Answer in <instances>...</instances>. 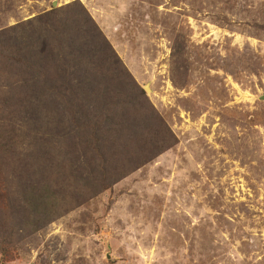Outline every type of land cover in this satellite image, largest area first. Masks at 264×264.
I'll use <instances>...</instances> for the list:
<instances>
[{
	"label": "rangeland",
	"instance_id": "1",
	"mask_svg": "<svg viewBox=\"0 0 264 264\" xmlns=\"http://www.w3.org/2000/svg\"><path fill=\"white\" fill-rule=\"evenodd\" d=\"M0 264H264V0H0Z\"/></svg>",
	"mask_w": 264,
	"mask_h": 264
},
{
	"label": "trees",
	"instance_id": "2",
	"mask_svg": "<svg viewBox=\"0 0 264 264\" xmlns=\"http://www.w3.org/2000/svg\"><path fill=\"white\" fill-rule=\"evenodd\" d=\"M75 23H76V25H78L77 22H75ZM72 24L74 25V22ZM56 31H57V29H56ZM46 48H47L46 43H44V49L46 50ZM103 73H105V71H103ZM114 89L120 91V89H117V88H114ZM141 95H142V92H141ZM130 102H131V100H130ZM120 103L123 104V100H120L119 98L112 97L110 99H104V102L102 104V106H103L102 109H105V110H107L109 112H111V111L115 112L117 107L120 106ZM111 109H114V110H111ZM151 114L152 115L155 114L154 110L152 108H151ZM110 115H112V114L108 113V114L102 115L103 126H102V128L97 130V133H94V135L96 134V136H94L93 141H91V136L92 135H90L88 137H85V138H81V142H82L84 148L87 149V150H89V148H91V149L93 148L94 154H92V156H94L95 158L99 159L103 163V166H104V164L106 162V159H107L106 155L103 154V153H105V152L108 153L106 151L107 147H105V151L102 150V148H101V147H103L106 144L105 143L106 142L105 133H108V132L111 133L112 136L118 138V142L121 141L124 144H127L129 142V140L131 139V136H128V137L124 136L123 138L125 140H122V138H121V133H122V131L124 129L125 124L127 123V119H126V121H124V126L117 128L115 125L112 126V124H113V123H111L112 117ZM128 126L129 127H127V128L132 130L131 125L128 124ZM97 135L101 136V140L97 138ZM111 143H113V142H111ZM145 143L147 144L146 140H145ZM151 144L152 145H156V146H160L159 143H154V141ZM110 147H111V145H110ZM103 166L101 167V169L103 168ZM100 176H101L100 180H102V185H104V181H105V179H107L106 171L103 172Z\"/></svg>",
	"mask_w": 264,
	"mask_h": 264
},
{
	"label": "water",
	"instance_id": "3",
	"mask_svg": "<svg viewBox=\"0 0 264 264\" xmlns=\"http://www.w3.org/2000/svg\"><path fill=\"white\" fill-rule=\"evenodd\" d=\"M53 6H56V2H53V4H52ZM145 91H148V89L147 88H145Z\"/></svg>",
	"mask_w": 264,
	"mask_h": 264
}]
</instances>
